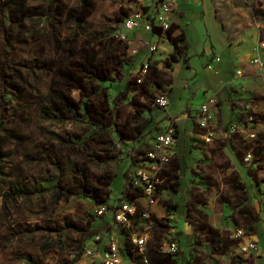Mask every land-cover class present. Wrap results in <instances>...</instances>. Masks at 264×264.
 <instances>
[{
    "label": "rangeland",
    "instance_id": "374dc122",
    "mask_svg": "<svg viewBox=\"0 0 264 264\" xmlns=\"http://www.w3.org/2000/svg\"><path fill=\"white\" fill-rule=\"evenodd\" d=\"M133 1L0 0V264H79L82 237L91 235L86 224L94 204L88 200L107 205L113 190L115 198L108 202L110 207L119 202L129 156L134 163L146 150H127L123 141L139 137L149 126L150 132L157 130L163 118L173 121L166 109L150 107L155 94H168L167 112L177 114L179 120L183 101L191 98L192 92H196L192 107L201 105L203 94L197 92L200 83L185 86V82L194 68L202 70L205 61L189 51L188 57L182 54L177 60L170 56L171 64L167 68L162 65V71L152 70L148 85H125L133 59L126 44L113 34ZM214 3L223 29L235 32L231 40L236 41L241 33L245 38L241 44L247 46L258 30L264 40V0ZM187 13V19L180 23L194 41L202 36L207 24L195 8ZM214 29L219 32L220 24ZM171 40L174 42V38ZM241 44L232 43L238 47ZM167 50V42L161 39L155 54L166 55ZM92 54H96L95 60L89 57ZM126 62H130L128 67L124 66ZM246 73L252 86L246 87L244 95L254 96L257 106L264 86L252 71ZM158 84L164 86L157 88ZM85 101L89 104L87 112L83 110ZM246 102L247 98L240 96L233 109ZM186 106L191 113L193 110ZM160 111L162 118L158 117ZM236 114L240 121L241 116ZM220 124L222 120H214L213 128ZM120 134L123 138L118 137ZM261 141L264 144V136ZM242 180L246 188L252 184L245 174ZM251 200L262 203L255 195ZM155 207L151 212L160 220L168 219L174 229L172 213L160 214ZM99 218L94 224L100 227L103 224ZM240 224L249 238L235 237L233 227L220 232L207 229L197 239L194 234L185 236L180 263L192 264L195 259V264H264V212ZM256 231L257 237H250ZM248 239L254 240L256 248L242 252L240 247ZM195 240L204 243L197 244L196 251ZM140 259L136 255L133 261ZM86 264L102 262L86 258Z\"/></svg>",
    "mask_w": 264,
    "mask_h": 264
},
{
    "label": "crops",
    "instance_id": "0c3cea01",
    "mask_svg": "<svg viewBox=\"0 0 264 264\" xmlns=\"http://www.w3.org/2000/svg\"><path fill=\"white\" fill-rule=\"evenodd\" d=\"M215 6L214 0H176L175 12L172 16L171 28L168 32L169 36L164 39L168 44L166 55L161 56L159 53H150L148 46H140L141 42L151 43L153 41L154 34L152 32L124 31L130 39L129 45L123 41L127 48L130 49L134 46H139L137 54L131 55L129 53L130 57L133 59V65L131 64L132 70L130 69L127 73L128 78H126V82L130 81V73L133 71L134 67L140 65L144 61H149L151 64L150 78L153 74L152 70L155 72L162 71V65L167 68V65L171 64L172 61L169 59V56L174 51V43L171 39L180 36L182 37L181 46L184 49L181 55L184 54L188 57L189 51L191 55H199V59L205 61L201 71L197 72L196 70L198 68H194V72H191L192 76L186 78L185 86L189 84L193 86L200 83V91L197 90L199 94L201 92L203 94L200 104L210 95L216 94L218 104L216 107H212L214 120H222L224 124V126L220 124V126L214 128L215 134L210 141L207 142L204 140V136L202 135L203 131L186 118V114L188 113L186 105L190 106L191 110H193L192 112L198 109V107L193 108L191 103L196 92H192L191 98L183 101L185 105L184 109L181 111L183 114L180 120L177 114L172 111L167 112L166 109L165 112L170 114L169 116H172L173 121L177 123H175L177 128V141L173 147L174 154L169 166V173L174 171L176 175L172 183H167L160 189L159 202L155 205V209L160 214L164 212L166 214L167 212L172 213L171 224L174 225V229L171 228L168 219H161L163 222L169 224V228L163 226L161 230H164V232L166 230L168 234L173 237V240L177 243L178 251L174 255L168 257H162L150 252L148 255L151 264H181L182 255L185 251L183 246V238L185 236L190 238L194 234L195 239H197L196 236L200 232H206L207 229L220 232L224 228H244L245 226L241 225L240 221L243 223L253 215L260 217L264 212L263 203L260 204L258 200H251L252 195H255L257 199L259 198V190L262 183H264V145L260 140L252 141L249 143L250 145L247 144L246 137L241 132L233 135L226 133L228 124L233 122L240 123L237 118L236 110L233 109V103L240 96H245L247 102L251 103L256 111L264 113V92L259 95L261 103L257 106L253 104L256 100L254 96H250L248 93L244 95V93H246V87L252 86V82L250 81L251 77L247 75V71H252L254 76L262 81L258 67L251 64L250 60L254 56L256 49L264 60V40L260 38V30H258V34H256L257 37L254 35L257 39L253 37L252 41H249L247 46L241 44L242 41L245 40L241 33H239L238 36L235 35L237 36L236 41L231 40L230 37L231 35L234 36L235 32L233 31L230 34L227 29L226 31L223 29L219 11H217V13L214 11ZM193 8L200 14L201 20H203L205 26L207 24L205 31L201 34L202 39L201 37H196L197 40L194 41L193 37L184 31L180 23L181 19H187V12L193 11ZM151 11H155V5L153 3H151ZM237 23L238 22H236V24ZM217 24H220L219 32L214 31L215 25ZM244 26L246 27V25ZM256 26H259V23H256ZM209 27L213 29V31L210 30ZM115 34L116 33L113 35ZM233 42L240 43V47L232 45ZM213 56H219L220 61L213 62V68L207 69L205 65L208 60H212ZM187 63V66L190 67V58L187 60ZM125 65L128 67L130 62H126L124 66ZM238 71H240L241 74H239ZM123 74L125 77V72ZM148 84L149 83L146 85ZM262 84L264 86L263 82ZM163 86V84L161 86L157 85V88H162ZM162 116H164V114L161 112V115H158V117L162 118ZM169 120L170 119H168V122ZM168 122L166 118H163L160 120L157 130L150 132L149 130L152 127L149 126V129L139 135V137L123 141L125 148L128 150L130 147H133L141 151L147 149L150 144L153 143L155 133L159 131L161 127H165ZM249 128L250 130L262 133L264 131V115H260L258 120L250 125ZM248 146L253 148V160L252 165L246 167L242 162V156L245 150L249 148ZM140 154L141 153H139V155ZM129 159L130 163L123 174V184L118 198L119 202L115 205L125 200L143 202V197L134 195L132 192H130L131 196H133L132 199H128V196L125 197L123 195V193L125 194L128 181L126 172H128L129 169L132 168V165L138 160L131 163L130 156ZM244 174L249 182L252 183L249 188H246L245 181L242 180ZM116 175L117 170H115L114 179ZM187 175H189V177L186 182H184ZM240 182L242 184L239 187ZM112 193L113 190H111L108 195V199H112L111 202L114 200L113 198H115ZM239 198L240 203L238 202ZM88 202L94 204L92 199L88 200ZM108 202H111L107 201V206H110ZM166 202H168L169 205H167ZM95 219L86 224L92 234L88 236L85 235L83 238V246L86 245L89 247L93 244L96 246H94L95 248H93V250L99 249L100 251H104L106 246L104 240L106 238L102 241H95L94 237L96 234L106 229L108 223H113V220L109 215L99 218L101 220L100 222L103 224L99 227L94 224ZM252 224L254 225L256 222ZM187 227L189 228L188 232H186ZM94 231L96 232L94 233ZM254 233L250 237L256 238L257 231ZM244 238L249 237L246 235ZM125 239V236L121 237L120 241V252L122 253V257L128 255L124 250L125 242L127 241ZM247 241L250 242L254 240L248 239ZM199 243L198 240H195L193 247L194 251L197 250L195 248ZM200 244L202 245L204 243L202 242ZM237 245L238 243H236V246ZM86 258L89 257L83 255L77 262H79V264H86ZM93 259L100 260L99 257ZM137 264H142L141 260L140 262L138 261ZM192 264H195V259Z\"/></svg>",
    "mask_w": 264,
    "mask_h": 264
},
{
    "label": "built area",
    "instance_id": "2783aa9c",
    "mask_svg": "<svg viewBox=\"0 0 264 264\" xmlns=\"http://www.w3.org/2000/svg\"><path fill=\"white\" fill-rule=\"evenodd\" d=\"M151 3L155 5V11L153 12L151 11ZM175 5L176 0H134L133 6L127 8L125 16L119 22L118 32L115 37L129 45L130 39L124 31L152 32L154 34L153 41L151 43L141 42L140 46L146 45L150 53L156 52L159 41L167 38L166 32L171 26ZM129 51L131 55L137 54L139 46H134ZM219 61V56H213L205 67L212 69L213 62ZM251 63L258 67L261 80L264 83V60L257 49L251 59ZM150 66L149 61L142 62L130 79L136 84H142L149 73ZM238 73L241 74L240 71ZM152 104L161 109H167L169 102L166 93L155 95ZM217 104L216 94H213L196 111L186 114V118L203 131L202 135L207 142L215 134L212 107H216ZM236 112L241 116L240 123L233 122L228 124L226 133L233 135L241 132L245 135L247 143L258 139L260 133L250 130L249 127L264 113L256 111L254 106L248 102ZM176 133L175 121L169 120L162 130L155 133L153 143L139 155L136 163L129 169V187L133 192L140 191L144 204L136 200H125L113 207L105 204L92 206V214L94 216L103 218L109 215L113 223H108L107 228L94 237L95 241H100L102 236L106 237L105 250H93L84 245L82 247V255L89 258L99 257L102 264H137L133 261V258L139 255L142 264H150L149 251L169 256L177 253V243L167 231L162 232L158 240L155 239L158 234L156 231L157 222L160 218L151 212V207L155 206L159 201L161 185L166 183L168 178L167 172H169V166L174 154L173 147L177 141ZM261 134L264 135V131ZM252 160L253 152L252 150H247L242 156V162L248 167L252 165ZM259 194L260 201L264 204V183L260 187ZM124 236L129 245H131V253L126 257H122L120 252V238ZM234 236L237 238L245 236L244 230L236 228ZM240 248L242 252H246L256 248V245L253 241H250Z\"/></svg>",
    "mask_w": 264,
    "mask_h": 264
},
{
    "label": "trees",
    "instance_id": "16d2710c",
    "mask_svg": "<svg viewBox=\"0 0 264 264\" xmlns=\"http://www.w3.org/2000/svg\"><path fill=\"white\" fill-rule=\"evenodd\" d=\"M170 28H171V26H170ZM170 28L168 29V31L166 32V36L168 37L169 35H168V32H169V30H170ZM115 36V35H114ZM181 40H182V37H180V36H178V37H175L174 38V51L170 54V56H171V59L172 60H177L178 59V57L181 55V53L182 52H184V51H182L183 50V48H182V46H181ZM123 42V41H122ZM89 55H87L86 57H88ZM95 56H96V54H92L91 56H89V57H91V60H95ZM170 56H169V59H170ZM96 70V69H95ZM116 70V69H115ZM115 70H113V71H115ZM150 70H151V67H150ZM150 70H149V73H148V75L145 77V80H144V82L142 83V84H136L132 79H130V81L128 82H126L125 81V85L126 84H128V86L132 83V84H134L135 86H137V87H140V88H142V87H144L147 83H148V78H150L149 77V74H150ZM122 72V75H124L123 73V71H121ZM97 76H98V78H101V76L100 75H98L97 74ZM160 84H158V86H159ZM161 86V85H160ZM153 100V99H152ZM88 107H89V104H88V102L87 101H85L84 103H83V110L85 111V112H87L88 111ZM150 107H153V104H152V101H151V105H150ZM118 134V133H117ZM139 135H141V134H139ZM262 136H264L263 134H261L260 135V137L258 138V139H256V140H260L261 141V137ZM118 137L119 138H123V136L120 134V135H118ZM261 142H263V141H261ZM249 143H251V142H249ZM249 143H247V144H249ZM250 145V144H249ZM264 145V144H263ZM249 148L248 149H246L245 150V152L247 151V150H252L253 148H251L250 146H248ZM244 152V153H245ZM253 152V151H252ZM167 174H168V178H167V181H166V183H164L163 185H161V187L162 186H164L165 184H167V183H172L173 182V179H174V177H175V175H176V173L173 171H171L170 173L169 172H167ZM126 175H127V179H128V181H127V187H126V190H125V194L123 193V195L126 197V196H128V199L130 198V196H131V194H130V192H132V193H134V195H140V191L138 190V191H135V192H133V191H131V189H130V187H129V178H128V176H129V171L128 172H126ZM83 179L85 180V182L86 183H88V179H87V177H86V174H84L83 175ZM127 193V194H126ZM105 201V199L104 200H102V203ZM166 204L167 205H169V203L168 202H166ZM94 205H96L95 204V200H94ZM88 217H89V223L90 222H92L95 218H96V216H94L93 214H89L88 213ZM87 224H88V222H87ZM163 226H167L168 228H169V224L168 223H166V222H163L162 220H158V222H157V227H156V231H157V235H156V240H158L159 238H160V236H161V233L162 232H164V230H161V227H163ZM166 231V230H165ZM91 234H92V232H91ZM85 235H90V234H84L83 235V237L82 238H84L85 237ZM126 240V239H125ZM82 245V244H81ZM42 247H43V245H42ZM44 247H45V245H44ZM80 250L82 251V246H80ZM124 250L126 251V253L129 255L130 253H131V245H129V243H127V241L125 242V248H124ZM150 252H153V253H155V254H157V255H159V256H162V257H168L169 255H161V254H159V253H156V252H154V251H149L148 253H150ZM148 257H149V255H148ZM150 264H151V262H150Z\"/></svg>",
    "mask_w": 264,
    "mask_h": 264
},
{
    "label": "flooded vegetation",
    "instance_id": "af4514ba",
    "mask_svg": "<svg viewBox=\"0 0 264 264\" xmlns=\"http://www.w3.org/2000/svg\"><path fill=\"white\" fill-rule=\"evenodd\" d=\"M246 235V234H245ZM255 243V242H254ZM256 245V244H255Z\"/></svg>",
    "mask_w": 264,
    "mask_h": 264
}]
</instances>
